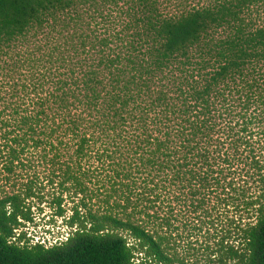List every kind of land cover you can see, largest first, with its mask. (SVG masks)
Masks as SVG:
<instances>
[{
    "label": "trees",
    "instance_id": "1",
    "mask_svg": "<svg viewBox=\"0 0 264 264\" xmlns=\"http://www.w3.org/2000/svg\"><path fill=\"white\" fill-rule=\"evenodd\" d=\"M0 178V264H264V0H0Z\"/></svg>",
    "mask_w": 264,
    "mask_h": 264
},
{
    "label": "rangeland",
    "instance_id": "2",
    "mask_svg": "<svg viewBox=\"0 0 264 264\" xmlns=\"http://www.w3.org/2000/svg\"><path fill=\"white\" fill-rule=\"evenodd\" d=\"M26 175V174H25ZM33 173H30V176ZM24 179H22L23 181ZM20 186H17L13 189L11 184H6L0 178V196L4 192H13L14 190H18ZM35 203V201H34ZM34 208L32 209L33 213L36 214L35 224L27 225V228L24 231L27 233V238L31 240L32 243H45L47 246L52 244L64 242L71 232V230L65 226L64 221L62 219L54 218L52 219L53 211L49 207L48 204H44L39 207L36 203L34 204ZM39 208H42L44 212L39 215L37 214ZM52 220L54 223L51 224Z\"/></svg>",
    "mask_w": 264,
    "mask_h": 264
},
{
    "label": "built area",
    "instance_id": "3",
    "mask_svg": "<svg viewBox=\"0 0 264 264\" xmlns=\"http://www.w3.org/2000/svg\"><path fill=\"white\" fill-rule=\"evenodd\" d=\"M66 240H67V239H66ZM66 240H65V241H66ZM37 243H38V242H37ZM56 244H59V243L56 242L55 244H52V245H56ZM45 245H46V244H45ZM52 245H50V246H52ZM46 246H47V245H46ZM47 247H48V246H47Z\"/></svg>",
    "mask_w": 264,
    "mask_h": 264
}]
</instances>
